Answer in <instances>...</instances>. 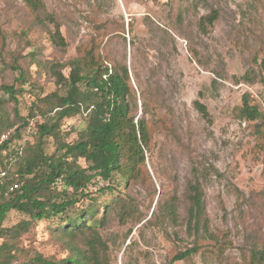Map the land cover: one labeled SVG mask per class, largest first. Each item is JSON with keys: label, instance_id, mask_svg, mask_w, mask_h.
<instances>
[{"label": "rangeland", "instance_id": "obj_1", "mask_svg": "<svg viewBox=\"0 0 264 264\" xmlns=\"http://www.w3.org/2000/svg\"><path fill=\"white\" fill-rule=\"evenodd\" d=\"M41 1L43 11L36 19L23 0H0V29L5 37L0 40V85L18 76L19 71L6 67L16 56L35 85L34 92H52L57 87L48 66L66 63L76 56L78 46L93 39L109 61L126 64L139 92L138 106L143 95L163 120V125L152 128L146 159L150 177L121 187L131 196L135 215L120 220L112 213L109 223L98 230L111 263L243 264L248 250L264 243V125L260 119L239 117L238 111L243 94H248L250 103L264 112V70L259 65L264 58V0ZM213 10V23L202 21ZM55 25L64 47L50 40ZM28 53L44 67L33 63L27 70ZM68 71L61 68L65 75ZM247 71L256 74L253 80L243 78ZM18 99L25 116L32 97L28 93ZM195 100L206 106L209 119L195 108ZM9 103L6 107L11 110ZM41 120L39 116L33 122ZM82 125L83 117L76 115L66 119L62 128L69 131ZM24 138L33 137L24 134L15 145L23 144ZM47 150H52L51 141ZM195 169L209 228L226 233L230 245L221 254L200 252L172 261L192 245L182 195ZM103 183L93 180L89 192ZM171 194L181 200L175 223L163 219L159 208ZM27 218L11 210L2 225ZM50 227L40 221L22 234L7 264H34L35 252L64 256Z\"/></svg>", "mask_w": 264, "mask_h": 264}, {"label": "trees", "instance_id": "obj_2", "mask_svg": "<svg viewBox=\"0 0 264 264\" xmlns=\"http://www.w3.org/2000/svg\"><path fill=\"white\" fill-rule=\"evenodd\" d=\"M23 1L38 19L37 13L43 11L42 1ZM201 19L212 24L215 10ZM0 40H5L1 29ZM50 40L61 47L66 45L56 25L50 31ZM98 49L91 39L87 45L78 46L76 56L66 63L49 65L57 89L45 95L34 92L35 85L29 82L16 56L6 65L19 74L14 82L0 85V171H5L0 179L1 264L14 257L11 252L22 234H28L40 221L49 222L64 256L35 252L31 263L112 264L98 230L109 223L112 213L120 220L136 213L131 196L121 187L144 180V176L150 177L146 159L152 128L163 125V120L155 106L141 94L138 106L139 92L131 82L126 64L109 61ZM27 57V70L33 63L44 67L33 53L25 54L24 59ZM259 65L264 70V58ZM63 67L69 68L68 74L61 72ZM255 76L247 71L243 78L251 81ZM25 85L34 88L28 90ZM28 93L32 99L27 114L22 116L18 98ZM10 101L12 108L8 110ZM194 106L209 119L202 102L195 100ZM238 111L239 117L247 121L260 119L264 125V112L250 103L248 94H243ZM76 115L83 117V125L64 131V121ZM39 116L41 122H33ZM22 133L33 138H24L16 150V141L24 136ZM72 133L75 136L69 140ZM50 141L52 150L48 151ZM199 176L195 169L182 195L186 233L192 238V245L176 253L172 261L200 252L221 254L230 245L226 233L216 234L209 228ZM95 179L104 183L95 192H89V185ZM12 184L17 187L11 190ZM180 203L175 194L165 197L159 206L161 217L175 223ZM11 210L29 218L3 226ZM242 262L264 264V243L261 248L251 247Z\"/></svg>", "mask_w": 264, "mask_h": 264}, {"label": "built area", "instance_id": "obj_3", "mask_svg": "<svg viewBox=\"0 0 264 264\" xmlns=\"http://www.w3.org/2000/svg\"><path fill=\"white\" fill-rule=\"evenodd\" d=\"M16 150H19L20 149V144H18V145H16ZM5 176V171H0V179L1 178H3ZM17 187V185L16 184H12V186H10V189L12 190V189H14V188H16Z\"/></svg>", "mask_w": 264, "mask_h": 264}]
</instances>
